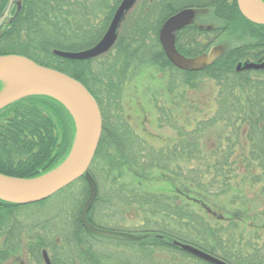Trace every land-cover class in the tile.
<instances>
[{
	"label": "trees",
	"instance_id": "16d2710c",
	"mask_svg": "<svg viewBox=\"0 0 264 264\" xmlns=\"http://www.w3.org/2000/svg\"><path fill=\"white\" fill-rule=\"evenodd\" d=\"M6 2L0 0V13ZM120 2L24 0L14 19L0 28V54H23L70 74L89 89L101 107L103 130L90 165L99 191L89 210V220L96 225L92 210L98 202L117 210L121 203H135L138 209L148 212L146 227L128 231L140 235L139 240H114L138 244L148 264H169L163 263L157 253L165 250H179L182 255L200 259L174 240L198 246L231 264H264V210L254 209L252 199L244 197L237 208L222 206L223 213L212 216L214 223L207 215H216L215 210L206 208V215L191 205L192 200L207 202L226 194L232 188L233 177L243 172L245 184L264 181V70H236L239 60L264 55V24L246 18L237 0H138L108 52L89 59H71L54 52L56 48L81 50L94 45ZM184 7L209 8L218 24L192 23L179 30L176 42L182 53H202L228 33L247 39L243 45L226 49L201 70L175 66L164 51L159 31L166 18ZM149 66L178 71L187 87H197L204 78L214 81L215 109L212 101L207 112L201 111L207 116H197L192 129L184 124L173 125L178 132L174 139L157 141L136 131L125 112L124 94L129 79ZM75 131L72 114L53 96L31 95L11 103L0 110V171L20 177L49 171L69 153ZM214 132L216 142L204 147L203 138ZM125 174L132 175L137 183L123 180ZM160 180L173 185L171 192L145 187ZM81 181L70 227L64 229V245L86 254L77 264H110L97 257L91 240L85 238L98 235L87 231L80 218L89 190L84 175L53 196L24 206L44 204ZM212 204L220 206L216 201ZM21 205L0 199V236L8 238L21 230L15 213ZM61 205L54 218L62 222L67 213ZM248 219H252L251 230L246 234L242 225ZM121 228L117 230H130ZM36 238L38 247L56 250L57 238L51 240L47 234ZM0 250L5 259L15 249L7 243ZM51 260L59 264L57 259ZM131 261L111 264H135Z\"/></svg>",
	"mask_w": 264,
	"mask_h": 264
},
{
	"label": "rangeland",
	"instance_id": "374dc122",
	"mask_svg": "<svg viewBox=\"0 0 264 264\" xmlns=\"http://www.w3.org/2000/svg\"><path fill=\"white\" fill-rule=\"evenodd\" d=\"M99 18L97 17L96 20ZM193 22L213 26L218 24L209 8H197L196 17ZM243 40L244 38L240 37L239 34L228 33L215 43L223 46L226 50L227 47ZM213 48L214 46H210L205 52H209ZM102 61L100 59L99 62ZM5 83L0 80V90L4 89ZM198 83L199 85L197 87H187L182 81L181 74L174 69L161 70L152 66L143 67L140 74L132 76L127 83L124 94L126 115L130 118L136 131L145 133L149 138L157 139V141H165L170 138L174 139L178 132L175 130L176 128L172 127L173 125L181 126L184 124L192 129L196 124L195 120L197 116H207L205 112L203 113L201 111L207 112L212 101L214 103V109L216 107L215 95L217 91L215 90V82L204 78L202 80L200 79ZM192 101L193 106L191 105ZM216 136L217 133L215 132L205 136L202 141L204 147L208 148L214 144L216 142ZM75 137L76 131L74 132L73 143ZM243 173L238 177H233L232 188L226 194L215 196L212 201H203L204 203L202 201L196 203L192 200L191 205L196 211L205 213L206 215L208 213L206 208L211 209V211L215 210L213 212L216 215H212V213L211 215H207L210 219L213 218L211 223L215 222L212 216L216 217L219 216V213H223V207L237 208L240 206L241 199L244 197L252 199L250 205L257 211L264 210V181L254 182L252 185L250 183L245 184ZM122 179L126 182H132L134 185L137 183L130 174H125ZM82 186L83 181L78 182L69 189L52 197L44 204L30 206H24L25 204H23L18 207L15 213L16 217L21 221V230L18 229L15 234H9L8 238L5 235L0 236V249L7 247L8 243L15 250L1 261L0 264H46L42 255L43 248L37 245L38 239L36 237L39 234H47L51 240L57 238L56 250L53 251L51 247L46 249L49 252L50 258L57 259L59 264H77L80 261H84L82 258L83 256L85 258L86 254H80L78 249L65 246L63 238L64 232H66L64 229L70 227V215L74 211L75 198L80 193V190H82ZM145 187L150 190H166L168 192L174 188L173 185L162 180L157 182L151 181ZM106 190L107 188L105 189V193ZM240 195L242 198H240ZM213 201L219 202L220 206L215 207L212 204ZM60 205V208L64 210L63 212L67 213L62 222L60 219L54 218L55 215L59 214L57 208ZM119 205L118 209L120 210H117L113 206L108 207L105 203H96L92 210L96 225L107 229H124L121 228V226H124L130 229L127 231L139 230L142 227H146L145 219L149 215L147 214L148 212L143 209H138L135 203L128 204L124 202ZM251 221L252 219H248L242 225L246 234L251 230ZM85 238L91 240L97 257L102 259V261L111 264L113 261L122 263L121 260L130 259L135 264H148L147 258L142 257L138 244L114 241L116 240L115 238L99 235L97 237L87 235ZM159 252H157L158 256L163 259V263L206 264L192 255H182L179 250Z\"/></svg>",
	"mask_w": 264,
	"mask_h": 264
},
{
	"label": "water",
	"instance_id": "95a60500",
	"mask_svg": "<svg viewBox=\"0 0 264 264\" xmlns=\"http://www.w3.org/2000/svg\"><path fill=\"white\" fill-rule=\"evenodd\" d=\"M138 0H121L103 36L92 46L81 50L54 49V52L71 59H89L108 52L116 43L119 28L127 13ZM256 7L252 0H237L242 14L257 24H264V1ZM23 0H8L0 13V28L11 22L19 12ZM16 6L13 15L11 11ZM196 9L185 7L170 15L163 22L159 38L167 57L181 69L200 70L211 64L222 53L223 47L216 46L209 52L186 56L176 45V32L192 23ZM264 68V61L239 62L237 69ZM0 80L5 83L0 90V110L11 103L31 95H50L61 101L73 116L76 137L71 151L56 168L34 177H20L0 171V199L16 204H29L49 198L81 176L89 184L88 197L81 210L84 228L96 235L121 240H139L140 235L117 229H107L93 224L89 210L97 198L99 187L90 171V165L98 148L103 130V115L97 99L77 78L57 68L40 64L32 58L18 53L0 54ZM9 80L13 84L9 85ZM183 250L213 264H231L226 260L193 244L173 241ZM46 264H53L46 249H43Z\"/></svg>",
	"mask_w": 264,
	"mask_h": 264
},
{
	"label": "flooded vegetation",
	"instance_id": "af4514ba",
	"mask_svg": "<svg viewBox=\"0 0 264 264\" xmlns=\"http://www.w3.org/2000/svg\"><path fill=\"white\" fill-rule=\"evenodd\" d=\"M16 10V6H14L13 7V9H12V11H11V14H13L14 13V11ZM17 15V14H16ZM196 17V16H195ZM195 19V18H194ZM193 19V20H194ZM192 23H194V22H192ZM194 24H197V23H194ZM197 25H200V26H204L203 24H197ZM177 33H178V31H177ZM176 40H177V34H176ZM246 39H244L243 41H240L239 43H236V44H234V45H231V46H229V47H227V49L228 48H230V47H234V46H239V45H243V43H244V41H245ZM176 45H177V42H176ZM245 45V44H244ZM210 46H214V47H216V46H221V45H219V44H217V43H212V44H210ZM209 46V47H210ZM223 47V46H222ZM225 51V49L223 48V52ZM205 52V51H204ZM203 52V53H204ZM223 54V53H222ZM221 54V55H222ZM246 61H254V62H262V61H264V55L263 56H261V57H259V58H256V59H253V58H250V57H248V58H244V59H242V60H239L238 61V63L239 62H242L243 64H244V62H246ZM238 63H237V65H238ZM237 65H236V70L237 71H247V72H249V73H255V72H257V71H260V70H264V68H242V69H237ZM207 66V65H206ZM205 66V67H206ZM43 255V254H42ZM4 256H3V251H1L0 250V262L1 261H3L4 260V258H3Z\"/></svg>",
	"mask_w": 264,
	"mask_h": 264
},
{
	"label": "bare ground",
	"instance_id": "6f19581e",
	"mask_svg": "<svg viewBox=\"0 0 264 264\" xmlns=\"http://www.w3.org/2000/svg\"><path fill=\"white\" fill-rule=\"evenodd\" d=\"M253 1V4L256 6V7H261V2L258 1V0H252ZM9 85H11V83L13 84V81L12 80H9Z\"/></svg>",
	"mask_w": 264,
	"mask_h": 264
}]
</instances>
